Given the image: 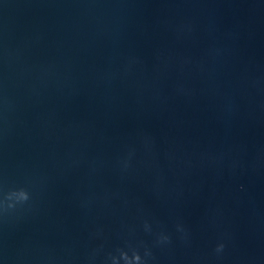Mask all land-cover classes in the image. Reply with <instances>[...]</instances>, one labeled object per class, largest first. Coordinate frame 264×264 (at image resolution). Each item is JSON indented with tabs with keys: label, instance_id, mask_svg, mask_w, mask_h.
<instances>
[{
	"label": "water",
	"instance_id": "obj_1",
	"mask_svg": "<svg viewBox=\"0 0 264 264\" xmlns=\"http://www.w3.org/2000/svg\"><path fill=\"white\" fill-rule=\"evenodd\" d=\"M0 264H264V0H0Z\"/></svg>",
	"mask_w": 264,
	"mask_h": 264
},
{
	"label": "clouds",
	"instance_id": "obj_2",
	"mask_svg": "<svg viewBox=\"0 0 264 264\" xmlns=\"http://www.w3.org/2000/svg\"><path fill=\"white\" fill-rule=\"evenodd\" d=\"M28 199V196H27V194L24 196V198H23V201L24 200H27ZM9 207H11V205L9 206ZM222 247H223V245H218L217 246V251H220L221 249H222ZM134 254V257H135V259L137 260V262H139L140 261V256L139 255H137V254H135V253H133Z\"/></svg>",
	"mask_w": 264,
	"mask_h": 264
}]
</instances>
